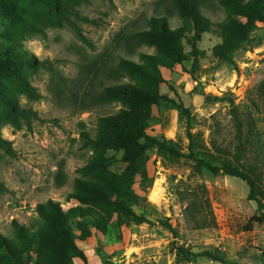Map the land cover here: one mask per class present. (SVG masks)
Masks as SVG:
<instances>
[{"label":"rangeland","instance_id":"1","mask_svg":"<svg viewBox=\"0 0 264 264\" xmlns=\"http://www.w3.org/2000/svg\"><path fill=\"white\" fill-rule=\"evenodd\" d=\"M6 1L14 12L0 8V45L29 59L18 76L0 74L11 92L10 106H0V236L16 240L14 222L30 232L45 225L38 204L52 199L65 212L80 204L72 197L76 180L89 178L83 168L96 152L81 139L79 122L94 136L97 118L120 106L81 99H93L104 86L137 82L118 63H142L140 53H159L135 34L150 28L151 17L166 16L173 29L183 20L176 0ZM201 11L209 28L196 39L194 30L182 38L183 60L160 67L159 99L149 105L147 133L168 141L180 156L150 147L141 160L129 162L123 150L108 148L114 162L107 171H126L133 195L122 208L83 206L103 216L102 230L90 225L89 216L69 220L86 256V263L74 257L71 264L264 263L257 203L248 198L245 180L223 173L225 164L240 168L213 145L234 150L236 106L248 139L242 159L254 169L244 172L264 198V95L258 89L264 26L248 13L233 16L217 0H206ZM231 16L245 22L248 34L228 51L217 46L223 42L220 25ZM15 114L17 123L10 117Z\"/></svg>","mask_w":264,"mask_h":264},{"label":"trees","instance_id":"2","mask_svg":"<svg viewBox=\"0 0 264 264\" xmlns=\"http://www.w3.org/2000/svg\"><path fill=\"white\" fill-rule=\"evenodd\" d=\"M51 1V0H46ZM220 5L229 12L240 11L248 13L264 26V0H217ZM206 0H176L179 15L183 25L173 29L166 16H153L149 20L150 28L136 32V36L144 43L158 48V54L140 53L142 63L120 58L119 66L130 77L137 80L136 83H119L104 86L102 92L96 97L82 98L84 104L87 99H96L98 103L118 102L117 111L97 118L94 136L81 126L80 137L89 144L96 154L84 166V174L89 178L76 180V191L72 194L80 204L65 212L60 204L52 199L37 205V212L45 221V225L35 232H30L23 225L14 222L16 228V240L0 236V264H71L74 257L82 259L86 263L84 252L77 246L73 234L70 219L90 217V225L102 230L103 216L95 210L89 211L83 207L90 203H114L117 207H123L124 199L133 195L131 177L127 173L116 175L107 171V167L114 162V156H107V149L123 150V158L129 162L141 160L145 151L150 147H156L162 152H167L175 157L180 156L176 148L166 140L149 135L147 129L151 124L152 116L149 113V105L159 99L157 84L162 81L160 67H171L174 63L183 60L182 38L187 37L190 30L195 31L192 39L199 37V32L209 28L210 19L205 16L201 7ZM0 8L6 13L13 14V5L6 0H0ZM229 17L227 22L220 25L223 42L218 48L225 47L231 50L238 46L239 39H247L248 27L242 21ZM12 39V38H11ZM191 40L190 38L188 39ZM28 57L10 45H0V74L18 76L21 67L28 62ZM172 64V65H171ZM151 84L144 87L143 82ZM261 94L264 95V80L258 85ZM11 92L8 87L0 82V106H10ZM90 96V95H89ZM84 97V96H83ZM12 108V107H11ZM235 125L236 144L234 150L228 151L213 144L216 151L230 155L237 163L240 170L225 164L223 173L236 176L245 180L249 187L248 198L255 200L259 215L254 216L258 223H264V198L256 196L257 186L254 178H251L245 170L253 172L252 167H246L242 157L248 145V139L244 138L245 124L240 117L238 108L231 110ZM17 123V114L10 116ZM201 164V162L199 161ZM209 171L216 173L218 168L208 163H203ZM198 255V254H192ZM210 255V254H207ZM224 262L221 257L211 256ZM104 264H107L104 262ZM264 264V263H263Z\"/></svg>","mask_w":264,"mask_h":264}]
</instances>
